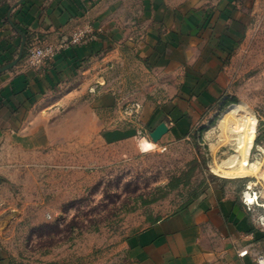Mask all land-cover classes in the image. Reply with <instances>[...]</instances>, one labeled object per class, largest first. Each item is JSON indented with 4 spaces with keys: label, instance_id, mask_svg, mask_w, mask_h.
<instances>
[{
    "label": "crops",
    "instance_id": "0c3cea01",
    "mask_svg": "<svg viewBox=\"0 0 264 264\" xmlns=\"http://www.w3.org/2000/svg\"><path fill=\"white\" fill-rule=\"evenodd\" d=\"M256 1L0 0V66L16 56L22 34L27 47L64 43L83 26L94 35L65 45L41 69L25 55L0 73V214H23L5 183L27 164L13 162V149L151 140L160 122L168 126L160 140L188 135L221 96L223 68ZM127 248L132 264H257L264 222L240 197L209 188ZM0 264H11L1 246Z\"/></svg>",
    "mask_w": 264,
    "mask_h": 264
},
{
    "label": "rangeland",
    "instance_id": "374dc122",
    "mask_svg": "<svg viewBox=\"0 0 264 264\" xmlns=\"http://www.w3.org/2000/svg\"><path fill=\"white\" fill-rule=\"evenodd\" d=\"M221 83L218 101L196 117L188 135L159 140L150 151L140 146L139 137L107 143L93 137L90 143L54 144L37 153L13 149V162L27 164L14 167L11 180L5 177L7 192L23 210L22 216L14 208L0 214V246L10 263L132 264L130 237L209 188L242 199L252 184L263 205L264 0L252 4ZM229 111L236 113L233 128L248 143V159L261 162L257 173L218 167L229 166L237 150L225 139L229 132L220 129ZM262 205L253 208L252 218L264 220ZM71 220V230L65 229ZM55 221L64 227L59 233L36 230Z\"/></svg>",
    "mask_w": 264,
    "mask_h": 264
},
{
    "label": "built area",
    "instance_id": "2783aa9c",
    "mask_svg": "<svg viewBox=\"0 0 264 264\" xmlns=\"http://www.w3.org/2000/svg\"><path fill=\"white\" fill-rule=\"evenodd\" d=\"M94 38V35L91 29L88 26H83L76 29L71 34V37L68 41L60 43L58 45H53L48 42H41L36 40L27 47L26 50V59L30 67L35 69L43 68L47 62L52 59L59 50H61L65 45H82L88 43ZM138 105L135 107V112H137ZM248 191L250 198H247L245 195L242 197V202L245 205L246 209L250 212L253 211L255 206H261L257 201V191L252 187V184L246 185L245 192ZM245 194V193H244ZM263 206V205H262ZM262 217L257 219L259 222H264ZM246 250L240 251V255L246 254ZM258 264H264V256H259L257 259Z\"/></svg>",
    "mask_w": 264,
    "mask_h": 264
},
{
    "label": "bare ground",
    "instance_id": "6f19581e",
    "mask_svg": "<svg viewBox=\"0 0 264 264\" xmlns=\"http://www.w3.org/2000/svg\"><path fill=\"white\" fill-rule=\"evenodd\" d=\"M235 116L236 113L234 111H229L226 114V119L223 125L220 126L221 127L220 129H222L223 132H229V134L225 136V139L227 141H231V142L233 141L236 144L237 146L236 154L233 157V162L229 166H225V164L222 162L223 164L221 163L218 164V167H221L224 171H226V173H232V172L236 174L257 173L258 171H260L261 162L258 160L250 161L248 159V155H247L248 143L244 139H240L239 136L240 134L238 133V131H236L233 128ZM139 144L145 151L153 150L155 147V142L146 138L139 139ZM261 175L264 176L263 174ZM245 196L247 198H250L248 191L245 192Z\"/></svg>",
    "mask_w": 264,
    "mask_h": 264
},
{
    "label": "water",
    "instance_id": "95a60500",
    "mask_svg": "<svg viewBox=\"0 0 264 264\" xmlns=\"http://www.w3.org/2000/svg\"><path fill=\"white\" fill-rule=\"evenodd\" d=\"M22 0H19L21 2ZM26 47V37L22 34L21 43L19 45L16 56L7 63L0 66V73L11 69L23 56ZM168 131V126L165 122H160L150 133L149 136L153 142H158L161 137Z\"/></svg>",
    "mask_w": 264,
    "mask_h": 264
},
{
    "label": "trees",
    "instance_id": "16d2710c",
    "mask_svg": "<svg viewBox=\"0 0 264 264\" xmlns=\"http://www.w3.org/2000/svg\"><path fill=\"white\" fill-rule=\"evenodd\" d=\"M26 50H27V46L25 47L23 56L26 55ZM231 103H235V101L234 100H227V104H231ZM73 224H74V220H71V221L67 222L64 225V227H65V229L67 228V229H70L71 230ZM44 227L48 228V234H51V233H59L61 230H63L62 228H64V227H60V223L59 222L55 221L53 223H44V224H41L40 226H38L36 228V230H40V229H42Z\"/></svg>",
    "mask_w": 264,
    "mask_h": 264
}]
</instances>
